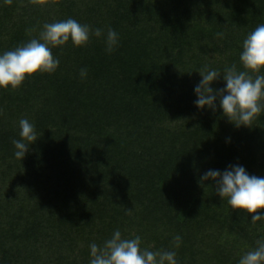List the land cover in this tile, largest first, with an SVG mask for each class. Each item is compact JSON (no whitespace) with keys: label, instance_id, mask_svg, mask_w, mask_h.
<instances>
[{"label":"trees","instance_id":"1","mask_svg":"<svg viewBox=\"0 0 264 264\" xmlns=\"http://www.w3.org/2000/svg\"><path fill=\"white\" fill-rule=\"evenodd\" d=\"M68 18L103 35L52 48L54 73L0 88V264H90V245L117 229L142 249L175 251L177 264H239L264 219L252 224L200 180L234 166L264 178V111L237 127L219 97L198 108L194 89L205 65L221 72L215 91L226 67L243 70L264 0H0V55ZM21 119L37 135L22 160Z\"/></svg>","mask_w":264,"mask_h":264},{"label":"clouds","instance_id":"2","mask_svg":"<svg viewBox=\"0 0 264 264\" xmlns=\"http://www.w3.org/2000/svg\"><path fill=\"white\" fill-rule=\"evenodd\" d=\"M13 0H4L11 5ZM23 5L24 0H20ZM32 5H43L57 0H27ZM31 34L34 29L26 30ZM90 34L101 37L103 31L99 28L91 29L88 25H81L75 19L45 23L39 38H32L27 43L17 46L0 55V88L18 89L23 82L36 74L54 73L59 66V59L55 58L51 49L62 47L71 40L76 47L85 46ZM222 37L223 33H217ZM106 51L111 53L118 43L117 33L109 28L106 35ZM243 70H238L233 64L226 67L223 79L226 88L215 91L211 84L221 76V72L209 69L207 65L200 69L202 80L194 89L198 99V108L216 107L219 97L223 114L237 127H251L253 121L264 111V24H260L243 40V51L239 57ZM81 78L87 77V69L80 70ZM20 140L13 139L15 157L22 160L29 146L37 140L34 125L27 119H21ZM212 179L216 182V192L221 198H226L233 210L251 215L252 224L264 219V178L249 175L242 166H234L223 173L209 170L200 183ZM131 211H129L130 213ZM175 246L179 247L181 237H174ZM90 264H177L175 251H151L141 248V237L122 238L117 229L110 239L103 245H90ZM239 264H264V239L257 241L254 250L244 254Z\"/></svg>","mask_w":264,"mask_h":264}]
</instances>
